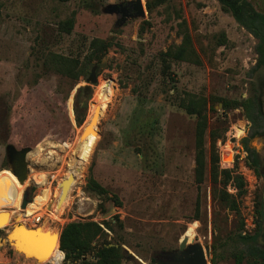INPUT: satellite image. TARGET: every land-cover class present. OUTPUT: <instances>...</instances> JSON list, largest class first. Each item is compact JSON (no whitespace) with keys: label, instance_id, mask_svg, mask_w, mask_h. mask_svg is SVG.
<instances>
[{"label":"rangeland","instance_id":"rangeland-1","mask_svg":"<svg viewBox=\"0 0 264 264\" xmlns=\"http://www.w3.org/2000/svg\"><path fill=\"white\" fill-rule=\"evenodd\" d=\"M129 1L0 0V122L9 113L10 128L6 142L0 143V174H13L7 144L30 147L26 184L21 187L28 203H45L36 211L45 214L40 225L59 234L70 221L92 220L103 226V220H111L114 232L108 234L122 243L123 264H135L126 250L146 264H161L164 254L178 248L184 236L188 242L209 246L207 264H234V254L247 250L239 234L256 231L255 205L264 197V176L253 171L249 157V150L264 156L261 39L217 0H168L150 13L142 0L143 16H129L128 9L124 15L107 9ZM249 1L264 13V0ZM67 20L74 24L71 32H60L58 24ZM181 23L201 63L169 60L167 75L160 52L181 42ZM93 39L109 47L99 61H92L87 77L73 80L44 67L41 55L47 52L82 62ZM102 92L109 97L101 102L97 143L61 211L53 202L56 189L68 171L77 135ZM189 95L207 100V163L208 133L216 126L221 136L216 141L220 168H234L245 180L246 191L237 198L238 215L213 197L208 169L201 183L195 181L197 118L181 107ZM75 100L84 114L80 125L75 121ZM223 100L245 105L224 109ZM256 132L261 134L254 136ZM90 172L120 206L114 198L86 189ZM36 174L43 176L32 182ZM218 180L223 181L224 174L219 173ZM226 188L236 196L231 183ZM21 223L40 226L27 219ZM10 228H0V264H35L2 241ZM45 264L79 263H70L56 250ZM241 264H248L246 258Z\"/></svg>","mask_w":264,"mask_h":264},{"label":"trees","instance_id":"trees-1","mask_svg":"<svg viewBox=\"0 0 264 264\" xmlns=\"http://www.w3.org/2000/svg\"><path fill=\"white\" fill-rule=\"evenodd\" d=\"M67 1V0H59ZM168 0H146L145 7L150 13L155 6L166 3ZM222 9L229 12L232 17L244 28L261 39V55L264 56V13L257 11L249 0H217ZM72 20H67L58 24V30L63 33H70L73 28ZM182 26V23L179 25ZM184 26V27H183ZM181 31V42L178 45L169 46L165 51L160 52L162 61V72L169 75V60L186 61L194 64H200L201 60L198 52L193 46L192 38L183 24ZM109 44L93 39L89 43L90 52L85 56L82 62L78 59H70L61 54L47 52L42 54L44 67L56 73H60L70 79L77 80L80 75L87 77L90 75L92 61H99L106 53ZM260 52V51H259ZM262 56V57H263ZM264 64V57L259 59ZM94 73H96L94 68ZM207 100L204 97L189 95L181 100V107L189 115L196 116L195 126V155H194V178L197 183L204 180L206 170L209 171L210 180L212 182L213 197L219 203V206L228 208L239 214L238 196L245 193V180L243 176L234 170V168H220L219 154L216 148V141L221 137L216 126H212L208 135L210 146L208 149V163L206 159V150L204 146V134L207 127L205 109ZM244 106V102L227 100L222 101L224 109L237 108ZM75 121L80 125L84 120V114L79 109L78 100L74 103ZM7 113L4 121L0 122V143H4L5 136L9 134ZM223 137V136H222ZM223 141V140H222ZM250 166L255 170L257 175L258 158L254 150H249ZM225 155L222 162H226ZM231 164V163H230ZM219 173L224 174V180L219 181ZM236 189V196H232L227 191V184ZM86 189L94 192L98 196H106L114 198L115 205L120 206L121 202L116 196L109 195L108 190L100 184L90 172L86 180ZM255 213L257 216V229L250 234L241 231L239 237L246 244V252L239 251L234 254V264H241L246 258L248 264H264V248L259 246L258 235L260 234L261 221L263 218V201L258 199L255 205ZM121 226L122 222L117 215L112 216ZM101 226L98 222L92 220H74L62 225L59 232V253L66 256V260L70 263L79 264H123L125 257L122 253V247L118 240L113 236H109V232L113 234L114 228L111 220H103ZM243 221H241L240 229H243ZM108 230V232L106 231ZM2 233V230H0ZM65 253H64V252ZM214 262V260H212Z\"/></svg>","mask_w":264,"mask_h":264},{"label":"bare ground","instance_id":"bare-ground-1","mask_svg":"<svg viewBox=\"0 0 264 264\" xmlns=\"http://www.w3.org/2000/svg\"><path fill=\"white\" fill-rule=\"evenodd\" d=\"M108 97L109 96L106 92H102L100 95L99 102L96 104L94 109V111H97V121L101 111V102L107 99ZM89 120L84 124V126L80 129V132L77 135L75 146L72 152V158L71 161L68 163V171L64 174V177L61 179V182L55 192V200H53V202L56 208L61 211L67 205L72 186L76 183V178L80 176L83 172L84 165L88 162L89 157L91 156L98 140V137L95 136L97 135V124L93 125V129L95 131H92L87 135L81 137V132L83 131L85 125L89 122ZM12 176L7 172L0 174V228H5L8 226L13 227V225L15 224L17 226L20 225L19 228L15 227L14 232L18 230L17 234L21 238H27L30 235V232L24 230L25 225L21 222L26 220L25 216H30L38 210V204L45 206V203H28L25 205L26 207H22L23 187L21 186L25 185L26 181L23 184H20L13 174ZM35 176L43 175L36 174L32 176L30 179L32 182V178H35ZM14 179L18 182L19 185L15 182ZM63 185H65V189L62 191ZM14 220L15 222L14 224H12ZM36 229L37 232L42 235L40 240V246L44 247L43 249H48V247L49 249L45 253V255L41 257L36 256L34 258L33 256L28 254H25L24 256L31 257L36 262L35 264H45L52 261L54 257V252L59 249V234H57L54 228L46 226L44 224L36 227ZM51 240L52 245L50 246ZM55 259L59 260V258L57 257H55Z\"/></svg>","mask_w":264,"mask_h":264},{"label":"water","instance_id":"water-1","mask_svg":"<svg viewBox=\"0 0 264 264\" xmlns=\"http://www.w3.org/2000/svg\"><path fill=\"white\" fill-rule=\"evenodd\" d=\"M129 3H134V6L137 10L136 15H144L145 14V8L143 6L142 0H131ZM127 5L123 4H111L108 6V11L111 12H121L123 15L126 12ZM97 111L95 110L89 120V122L85 125L83 131L81 132V137L84 135H87L88 133L95 131L93 129V125L97 124ZM30 150V147H23L20 149L15 148L12 144H7L5 146V151L7 154L8 162L10 165V170L13 173V175L17 178V180L23 184L26 181L27 175H28V163L26 160V154ZM65 189V185H63L62 191ZM29 202L27 198V192L25 191L23 194V201H22V207H25V205ZM20 226V225H19ZM16 224L13 225L9 229L6 235V240L2 239L3 242H8L12 248L16 252H19L23 255L28 254L33 256L34 258L41 257L45 255V253L48 251V249H43L44 247L40 246V240L41 236L38 232L36 227L31 228L25 225L24 230L29 231L30 235L27 238H21L17 231L14 232L15 227H18ZM258 243L262 246H264V197H263V218L261 221V229L260 234L257 237ZM58 241H59V235H58ZM187 242L186 236H184L179 244V251L184 246V244ZM52 245V240L50 243V246ZM194 246L196 247L198 253H197V261L198 264H207V258L210 255V248L209 246H204L199 243L198 241L194 243ZM125 254L127 255V258L132 260L135 264H146L143 260H141L138 256H136L134 253L126 250ZM168 254V256L171 255V253H165ZM172 264V263H171ZM174 264V263H173Z\"/></svg>","mask_w":264,"mask_h":264},{"label":"flooded vegetation","instance_id":"flooded-vegetation-1","mask_svg":"<svg viewBox=\"0 0 264 264\" xmlns=\"http://www.w3.org/2000/svg\"><path fill=\"white\" fill-rule=\"evenodd\" d=\"M127 14L133 15L136 13V8L134 6V3H130L127 5ZM261 132L253 133L254 136L260 135ZM255 154L258 158V165L257 170L260 172V175L264 176V156H259L258 153L255 151ZM253 171H255L253 169ZM197 242V241H196ZM195 242H186L184 246L179 251L178 248H175L167 253H171L170 256L168 254H164L165 258L160 261L161 264H198L199 261H197V249L194 246ZM180 244V242H179ZM163 256V257H164Z\"/></svg>","mask_w":264,"mask_h":264},{"label":"built area","instance_id":"built-area-1","mask_svg":"<svg viewBox=\"0 0 264 264\" xmlns=\"http://www.w3.org/2000/svg\"><path fill=\"white\" fill-rule=\"evenodd\" d=\"M44 215L42 213L39 212H35L34 214L30 215V216H25L27 221H30V223L34 226L36 225H40L42 220L44 219Z\"/></svg>","mask_w":264,"mask_h":264}]
</instances>
